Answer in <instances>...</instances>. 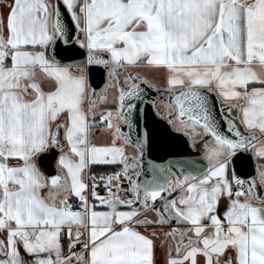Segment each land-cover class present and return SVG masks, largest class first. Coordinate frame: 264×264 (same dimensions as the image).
Listing matches in <instances>:
<instances>
[{
    "label": "snow or ice",
    "instance_id": "1",
    "mask_svg": "<svg viewBox=\"0 0 264 264\" xmlns=\"http://www.w3.org/2000/svg\"><path fill=\"white\" fill-rule=\"evenodd\" d=\"M0 12V264H264V0Z\"/></svg>",
    "mask_w": 264,
    "mask_h": 264
},
{
    "label": "water",
    "instance_id": "2",
    "mask_svg": "<svg viewBox=\"0 0 264 264\" xmlns=\"http://www.w3.org/2000/svg\"><path fill=\"white\" fill-rule=\"evenodd\" d=\"M79 52L80 50L77 49ZM76 59H81V57L77 56ZM106 82V73L104 72L103 68L100 67H93L91 72V83L93 86L97 89V91H100L104 84ZM115 83V81H113ZM149 117L150 120H156L154 112L151 108H149ZM164 110L161 109V113L163 114ZM157 123H163V121H157ZM174 136H179V140L177 143V149L181 150L183 149L184 144L187 143V141L184 139L182 135H179L177 133H173ZM188 151H191L190 149ZM234 168L237 171L238 174L241 176H251L255 175V169H256V162L253 159L252 156L247 155L243 157H238L235 160ZM54 170V168H53Z\"/></svg>",
    "mask_w": 264,
    "mask_h": 264
},
{
    "label": "crops",
    "instance_id": "3",
    "mask_svg": "<svg viewBox=\"0 0 264 264\" xmlns=\"http://www.w3.org/2000/svg\"><path fill=\"white\" fill-rule=\"evenodd\" d=\"M11 0H6V3H10ZM6 11V9H5ZM3 13L0 12V15H2ZM105 138L100 136L99 134H97L94 137V143H96L98 146H102L105 143ZM109 166H94V171H99L103 168H108ZM164 261V254L158 249L157 251V262L158 264H163Z\"/></svg>",
    "mask_w": 264,
    "mask_h": 264
},
{
    "label": "trees",
    "instance_id": "4",
    "mask_svg": "<svg viewBox=\"0 0 264 264\" xmlns=\"http://www.w3.org/2000/svg\"><path fill=\"white\" fill-rule=\"evenodd\" d=\"M108 169H109V167H108V168H103V169H101V170H99V171L108 170Z\"/></svg>",
    "mask_w": 264,
    "mask_h": 264
},
{
    "label": "flooded vegetation",
    "instance_id": "5",
    "mask_svg": "<svg viewBox=\"0 0 264 264\" xmlns=\"http://www.w3.org/2000/svg\"><path fill=\"white\" fill-rule=\"evenodd\" d=\"M161 109L164 110L163 106H161Z\"/></svg>",
    "mask_w": 264,
    "mask_h": 264
}]
</instances>
